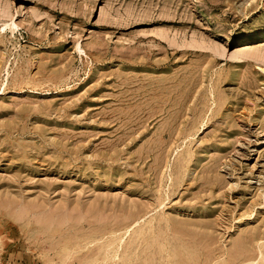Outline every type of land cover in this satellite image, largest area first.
I'll return each instance as SVG.
<instances>
[{
    "label": "rangeland",
    "instance_id": "1",
    "mask_svg": "<svg viewBox=\"0 0 264 264\" xmlns=\"http://www.w3.org/2000/svg\"><path fill=\"white\" fill-rule=\"evenodd\" d=\"M0 264H264V0H0Z\"/></svg>",
    "mask_w": 264,
    "mask_h": 264
},
{
    "label": "bare ground",
    "instance_id": "2",
    "mask_svg": "<svg viewBox=\"0 0 264 264\" xmlns=\"http://www.w3.org/2000/svg\"><path fill=\"white\" fill-rule=\"evenodd\" d=\"M247 48H251L250 46H244L241 49H247Z\"/></svg>",
    "mask_w": 264,
    "mask_h": 264
}]
</instances>
